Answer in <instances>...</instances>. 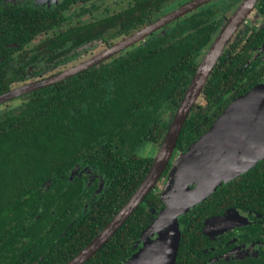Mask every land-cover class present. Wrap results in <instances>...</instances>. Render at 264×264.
<instances>
[{
	"label": "trees",
	"instance_id": "obj_1",
	"mask_svg": "<svg viewBox=\"0 0 264 264\" xmlns=\"http://www.w3.org/2000/svg\"><path fill=\"white\" fill-rule=\"evenodd\" d=\"M32 13L22 16L18 11L0 19L6 35L0 38V49L11 42L22 47L48 28L42 25L40 11ZM214 13L208 9L191 15L170 33L130 53L30 92L0 110V264H66L113 219L153 163L218 28ZM117 19L110 18L112 26L118 25ZM130 22L126 19L123 25ZM226 59L220 60L203 89L207 104L195 103L187 116L175 153H185L224 112L225 104L214 100L235 87L231 78L236 74L235 64ZM261 78L264 71L255 82ZM15 79L0 75V95ZM144 144L152 148L147 156L137 152ZM78 166L88 177L96 175L92 183L70 179ZM163 205L151 191L84 264H120L129 258ZM222 206L264 215V160L218 186L191 210L199 221L183 233L180 249L187 255L177 259L176 250L174 264L192 262L195 256L188 253L187 236L197 244L202 216L218 214Z\"/></svg>",
	"mask_w": 264,
	"mask_h": 264
},
{
	"label": "flooded vegetation",
	"instance_id": "obj_2",
	"mask_svg": "<svg viewBox=\"0 0 264 264\" xmlns=\"http://www.w3.org/2000/svg\"><path fill=\"white\" fill-rule=\"evenodd\" d=\"M107 1L0 0V19L4 17L10 18L18 11L22 16L33 15L32 12L40 11L43 18L42 25L48 27L44 31L37 33L22 47L17 42H11L10 44H5L4 48L0 49V52H2L0 55V75L4 74L8 78H12V76L17 78L10 83L11 88L9 91L46 80L63 71L74 68L193 0H111L112 6H108ZM243 1L211 0L156 29L144 39L98 65L105 64L120 55L130 53L148 41L170 33L187 17L198 15L202 11L210 9L215 12L212 15V21L216 19L218 28L200 57L198 69L200 62L207 54L211 45L234 16V13ZM260 1L258 0L254 7L238 23V26L224 45L208 77L209 79L213 71L220 67V60L223 57L227 58V64L230 61H233L235 64L236 74L231 78L235 87H232L230 92L221 97L220 100L218 98L214 100L219 106L225 104V109L235 99L245 95L255 87H264V78L255 82V77L264 71V4H261ZM117 16L118 25L112 26L110 18ZM129 18H131V22L128 25H123L124 21ZM0 38L6 39L4 31L1 29ZM94 45H97L96 49H92ZM224 62L226 61L224 60ZM252 81L253 84L250 83ZM203 89L195 102L199 105L207 104V101L202 97ZM239 89L240 91L244 90L246 93L243 95L239 94L240 92H237ZM199 100H202V102ZM257 109L258 107L255 108L254 112ZM263 118L264 111L256 115L248 125H244L243 130L245 134L240 144L243 146L238 152L241 154H244L246 151L258 153L264 149V126L261 123V119ZM258 119L260 122H258ZM239 120L238 117L237 122L234 124H238ZM245 127H247L246 130ZM224 133L227 135V130ZM182 153H173L165 171L152 190L158 193L164 205L153 217L151 225L160 218L163 210L167 209L170 205L166 203V189L161 192L160 187L161 183L168 178L174 159ZM84 170V168L79 166L75 167L71 171L70 179L73 177L85 178L86 181L88 180L92 183L96 175L88 177ZM86 170L89 172L88 169ZM164 173L166 174L163 175ZM240 176L234 179H238ZM102 182L100 185H102ZM194 185H189V187H194ZM208 197L200 203L204 202ZM194 207L179 215L177 219L180 231L177 259H181V256L185 257V254L187 255V253H183L180 249L182 242L185 240H183V233L190 230V224L193 225L199 221L198 215L191 212ZM202 217L201 229L199 231L201 238L198 243L196 244V240L194 242L189 235L185 241L190 248L188 253H194L193 256H195L190 264H254L264 261L261 258L264 256V215L250 209L243 210L242 208L222 206L218 214L203 215ZM165 230L158 231L149 238L145 237L149 232L140 237L142 240L145 237L150 242V246L148 247H154L157 241L162 244L160 245L161 250L158 252L153 251L157 252V256L160 257L157 261L163 260L167 252V246L163 244L164 240L169 239L165 236ZM194 233L197 234L198 232L195 230ZM133 247L135 250L132 255L127 259H123L120 264H128V261L141 248H144V243L137 242ZM197 254L198 256H196ZM178 263L180 261H177ZM184 264H187V259L184 260Z\"/></svg>",
	"mask_w": 264,
	"mask_h": 264
},
{
	"label": "water",
	"instance_id": "obj_3",
	"mask_svg": "<svg viewBox=\"0 0 264 264\" xmlns=\"http://www.w3.org/2000/svg\"><path fill=\"white\" fill-rule=\"evenodd\" d=\"M209 1L211 0H193L74 68L63 71L46 80L28 84L2 94L0 95V104L61 82L88 68L96 66L118 52L144 39L156 29ZM257 1L258 0L243 1L200 62L180 105L175 111L168 131L154 156L153 163L138 188L103 230L66 264H84L87 262L117 232L138 205L144 201L146 195L155 188L156 183L172 158L178 136L187 116L207 82L224 45L229 40L241 19L254 7ZM257 107V111L254 112ZM263 111L264 87L259 86L235 99L216 119L206 133L192 143L185 153L176 156L169 175L173 173V176L177 178V187L176 190L174 187L169 193L166 191V203L171 204L174 202V204L163 210L159 218L160 221L169 218L168 221L162 225L163 227L158 230L161 231L166 229V233L170 234L167 255L163 264H174L175 261L176 250L180 238V231L177 223L178 216L184 214L190 208L203 201L206 197L215 192L218 186L230 182L251 169L259 160L264 159V149L258 153L246 151L244 154H241L238 152L243 146L240 144L245 134L243 130L244 125H248L253 121L256 115ZM238 117L240 119L239 123L234 124L237 122ZM258 122H260L259 119ZM261 123L264 126V118L261 119ZM235 125L236 127L234 128ZM246 128L247 127H245V130ZM226 130L227 135L224 133ZM245 147L247 148V146ZM193 184H195L194 187L190 188L189 185ZM101 188L102 185H100V189ZM147 231L144 232L145 235ZM146 236L149 238L148 235ZM145 237L143 240L140 239L138 241L144 243V248H141L130 261H128V264L157 263V257H154L155 255L152 254V248L148 247L150 246V242L146 240Z\"/></svg>",
	"mask_w": 264,
	"mask_h": 264
},
{
	"label": "rangeland",
	"instance_id": "obj_4",
	"mask_svg": "<svg viewBox=\"0 0 264 264\" xmlns=\"http://www.w3.org/2000/svg\"><path fill=\"white\" fill-rule=\"evenodd\" d=\"M107 3H108V6H112L113 5V3L111 2V0H108L107 1ZM96 47H97V45H94L93 46V48L92 49H96ZM60 69V68H59ZM58 70V69H57ZM15 99H17V98H15ZM14 99V100H15ZM14 100H10V101H7V102H5V103H3V104H0V110L2 111V110H7L8 108H10L11 106H14ZM200 102H202V100H199ZM151 146L149 145V144H144L142 147H140L138 150H137V152L140 154V155H149L150 154V151H151ZM156 151H157V149H156ZM174 162H175V159H174ZM173 162V163H174ZM174 174L173 173H171L169 176H168V178L165 180V181H163V183H161L162 185H161V192H163V191H165V189H166V191L169 193V191L170 190H172L174 187V189L176 190V187H177V178H175V176H173ZM168 182V183H167ZM160 192V191H159ZM167 192L165 193V197H166V194H167ZM174 204V202L173 203H171L169 206H172ZM165 236L167 237V238H169V236H170V234H165ZM152 239V238H151Z\"/></svg>",
	"mask_w": 264,
	"mask_h": 264
},
{
	"label": "bare ground",
	"instance_id": "obj_5",
	"mask_svg": "<svg viewBox=\"0 0 264 264\" xmlns=\"http://www.w3.org/2000/svg\"><path fill=\"white\" fill-rule=\"evenodd\" d=\"M235 137H236V136H235ZM235 137H234V138H235ZM169 207H171V206H168L167 208H169ZM168 219H169V218L160 221V219L158 218V219L155 221V223H154V228H153V230L147 234L148 237H150L152 234L157 233L156 231L160 230V229L163 227L162 225H164V224L168 221ZM146 238H147V236H146ZM163 244H165V245L168 247V246H169V245H168V244H169V239L164 240V241H163ZM160 245H162V244H160V242L157 241V243L154 245V247H151V248H152L153 251H157V252H158L159 250H161V249H160V248H161ZM157 252H153L152 254L155 255L154 257H157V259H159L160 257L157 256ZM166 254H167V252H166ZM166 254H165V257H166ZM165 257L163 258V260L157 261L156 264H163V261L165 260Z\"/></svg>",
	"mask_w": 264,
	"mask_h": 264
}]
</instances>
